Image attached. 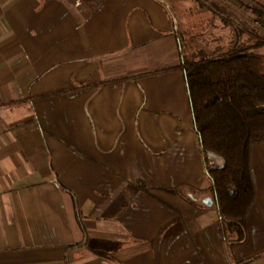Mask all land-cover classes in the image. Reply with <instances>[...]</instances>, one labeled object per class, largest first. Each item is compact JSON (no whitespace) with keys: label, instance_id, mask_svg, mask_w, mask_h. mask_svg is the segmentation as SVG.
<instances>
[{"label":"crops","instance_id":"obj_1","mask_svg":"<svg viewBox=\"0 0 264 264\" xmlns=\"http://www.w3.org/2000/svg\"><path fill=\"white\" fill-rule=\"evenodd\" d=\"M175 28L158 0H0V264H264V143L235 243Z\"/></svg>","mask_w":264,"mask_h":264},{"label":"trees","instance_id":"obj_2","mask_svg":"<svg viewBox=\"0 0 264 264\" xmlns=\"http://www.w3.org/2000/svg\"><path fill=\"white\" fill-rule=\"evenodd\" d=\"M158 1L168 9L176 33L169 6ZM252 13L262 17L259 10ZM256 39L251 43L245 39V44L212 59L187 61L183 56L182 63L210 191L235 243L245 240L246 219L255 199L251 148L264 143V60L257 55L264 41Z\"/></svg>","mask_w":264,"mask_h":264},{"label":"rangeland","instance_id":"obj_3","mask_svg":"<svg viewBox=\"0 0 264 264\" xmlns=\"http://www.w3.org/2000/svg\"><path fill=\"white\" fill-rule=\"evenodd\" d=\"M165 1L177 21L178 36L187 61L226 54L239 43L245 44V39L248 43L250 40L258 42L256 38L264 41V18L252 13L253 9L258 10L254 4L243 13L227 3L231 0ZM212 201L216 205L214 198Z\"/></svg>","mask_w":264,"mask_h":264},{"label":"water","instance_id":"obj_4","mask_svg":"<svg viewBox=\"0 0 264 264\" xmlns=\"http://www.w3.org/2000/svg\"><path fill=\"white\" fill-rule=\"evenodd\" d=\"M204 203H205L207 206H212L213 201L209 198V199H206V200L204 201Z\"/></svg>","mask_w":264,"mask_h":264}]
</instances>
